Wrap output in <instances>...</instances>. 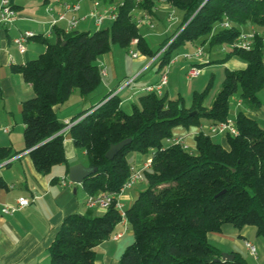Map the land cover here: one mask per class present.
I'll use <instances>...</instances> for the list:
<instances>
[{"label":"trees","instance_id":"obj_1","mask_svg":"<svg viewBox=\"0 0 264 264\" xmlns=\"http://www.w3.org/2000/svg\"><path fill=\"white\" fill-rule=\"evenodd\" d=\"M108 1L112 0H103ZM156 1L122 0L110 27L68 33L57 27L54 42L43 34L33 38L45 50L13 67L34 93L22 102L24 148L12 153L11 147L0 146V160L27 150L35 169L43 174L67 163L63 130L68 124L59 120L55 107L65 103L74 90L84 96L100 85L103 74L97 60L112 43L128 48L136 40L146 57L160 53L154 66L163 72L179 48L231 43L253 25L259 35L252 48L226 54L227 58L241 57L246 66L225 69L222 87L210 107L204 106V100L211 83L194 93L190 108L182 97L169 99L152 92L140 96L139 105L132 104L128 113L122 99L109 93L97 108L75 115L69 128L74 145L85 151L90 166L96 168L83 182L89 195L119 191L131 173L129 154L151 153V166L144 171L147 187L126 209L134 241L118 264H250L238 252L233 259H222L208 234L222 231L225 224L239 230L250 225L264 238V126L240 110L235 119L238 133L225 134L227 147L203 131L195 136L194 150L165 140L180 124L226 122L237 93L246 107L261 109L264 0H167L183 11V19L177 31L154 51L139 31L136 13L154 15ZM224 21L231 26L213 33ZM126 139L129 142L112 159L106 157L112 144ZM5 187L0 178V189ZM121 221L114 205L102 215H67L49 247L50 264H96L97 247L113 235Z\"/></svg>","mask_w":264,"mask_h":264},{"label":"crops","instance_id":"obj_2","mask_svg":"<svg viewBox=\"0 0 264 264\" xmlns=\"http://www.w3.org/2000/svg\"><path fill=\"white\" fill-rule=\"evenodd\" d=\"M11 1L17 12V19L10 26H0V132L7 135L4 139H0V146L11 147L12 153H15L24 148V125L22 122V129L20 126L16 132L14 112L20 110L21 113L22 102L32 97L34 93L31 84L27 83L23 75L15 71L13 67L18 64H25L35 58L38 52H43L44 46H42L43 43L31 39L26 44V51L21 53L14 39L25 30H31L37 34H46L49 39L55 37L49 25L45 22L62 10V3L64 2L75 3L79 1L81 4L80 10L76 13L81 18L77 29L93 31L99 29L103 24L98 26L95 19L88 15L93 7L92 0H60L59 2L57 0H38L37 3L36 0H32L28 4L35 1L34 5L36 6L30 7V10H26L20 0ZM158 1L170 5L167 0ZM106 4L103 3L102 6L106 7ZM48 6L52 8L51 12L47 11ZM136 14L141 15L140 12ZM106 21L112 22L109 19H106ZM65 25L66 23L63 22L61 26L64 27ZM144 25L149 29L147 34H153L152 30L154 28L151 29L146 24ZM36 27H39V29H35ZM253 27V25H250L248 30ZM132 44L135 45L136 43L133 42ZM194 48L195 46L183 50L177 55L192 51ZM146 59L148 58L145 56V62H147ZM180 59H184L181 64L183 70L187 73L190 63L189 60L183 57L178 58L176 62L170 65L169 69L179 63ZM210 60L211 57L208 61ZM152 61L153 59H148L147 65L141 72L142 74L156 67L154 66L155 62ZM208 61L205 64L211 63ZM139 62L142 63L143 61L140 60ZM103 63L110 64V67L105 66ZM221 65H225L229 69H242L246 66V61L241 57L231 56L227 61H222ZM100 66L106 68V74L103 75L104 80L94 91L84 96L79 94L78 99L70 104V98L75 95L74 90L65 103L55 107L60 121L66 123L85 109L93 106L97 108L102 98L109 93H111V96L118 95L122 99V106L125 109L126 106L134 103L135 96L140 94L144 86L156 83L160 79L159 77L154 82L141 84L138 87L137 83L134 82L138 79L136 77L140 73L133 77L136 78L135 81H131L132 78L119 73L116 64L113 62L108 63V60L104 59ZM140 69L141 67L138 71ZM158 72L160 73V71ZM168 93L169 91L165 89L164 94L168 96ZM244 106L243 101L239 99L237 107L230 108L231 116L229 119L235 123L238 111L244 110L248 116L257 119L264 126V111L250 109L246 106L242 109L241 107ZM210 125L208 121L204 120L200 126L182 127L177 134L172 135V138L182 137L185 143L194 150L196 134L199 131L209 134ZM6 127L10 128L9 132H4ZM69 128L66 127L63 130L67 163L55 165L49 173L43 174L35 169L29 151L26 150L14 155L9 159V163L0 167V178L4 180L7 186L0 189V210L4 204L17 205V200L21 197L31 200L28 206L18 209L12 215L0 213V264H50L49 247L67 215L72 213L102 215L106 212L104 208L88 207L86 200L89 194L85 191L83 184L74 183L68 178L69 168L72 165L80 163L86 167L90 166L85 151L74 145ZM222 135L224 136L221 143L227 147L225 134ZM165 143L170 144L167 139ZM150 154L130 153V163L142 166L150 158ZM3 162L0 160V164ZM62 178H65V182H62ZM140 190L138 184H136L123 192L121 199L126 209L132 205ZM119 232L123 233L120 238L114 239L111 236L97 247L99 251H97V256L99 253L101 254L102 264H118L123 251L134 239V232L127 219L116 226L114 233ZM208 239L222 253L234 254V252H238L250 264H264V238L256 235L254 226L248 225L239 230L231 224H225L222 231L209 233ZM247 241L255 244L257 247L256 254L249 252L246 246ZM96 264H101V260L96 261Z\"/></svg>","mask_w":264,"mask_h":264},{"label":"rangeland","instance_id":"obj_3","mask_svg":"<svg viewBox=\"0 0 264 264\" xmlns=\"http://www.w3.org/2000/svg\"><path fill=\"white\" fill-rule=\"evenodd\" d=\"M20 1L26 7V10L29 9L30 7L36 6L34 5L35 1L32 4H28L29 1H32V0H20ZM37 2L39 1L36 0V3ZM121 2L122 0H112L108 2H103V0H101L102 4L107 3L106 4L107 8H110L112 6H117ZM29 10L28 12H30ZM172 12H173L174 18L169 19V15ZM182 19H183V11L181 9L174 8L170 5H166L161 2L159 3V1L157 0L155 14L152 15V20L155 24L154 30H152L153 34H147L149 29L145 25H140L139 31L145 37V39L147 40L151 48L154 51H157L165 43V41L169 39L177 31ZM62 24L63 22H61L58 26L62 27L61 26ZM111 24L112 22L106 21L105 23H103L101 27L102 28L110 27ZM35 29L38 30L39 27H36ZM244 30H248V28H244ZM55 40H56V36L55 37L53 36L50 39L51 42H54ZM42 46H44V49H43L44 51L45 45L43 44ZM201 46L203 49L204 58L207 59L206 61H208L209 57H211V60L208 61L211 63L204 64L201 66L200 75L194 78H188L181 64L184 59H180L179 63H177L176 65H173L169 69L170 70L168 71L169 82L167 83L166 86H164V91L165 89L169 91L168 93L169 99H177V98L182 97L184 105L188 108H190L193 104L194 93L203 91L209 83H211V85H210L209 93L204 100V106L206 107L211 106L217 93L220 91L222 87V83L225 77V69L227 68V66L221 65V62L227 61L228 58L226 57L227 53L221 51L220 45L211 47L210 44L207 42ZM189 48L191 47L183 46L179 48L175 53H179L183 50H188ZM131 51L137 53L138 56L133 57L131 54ZM39 54L40 53L38 52L35 58H37ZM147 58L149 59V57ZM104 59L108 60V63H112V62L115 63L116 68L118 69L120 74L125 75L128 78H132L133 81H135L136 78H138L134 82L135 84L137 83L138 87L141 84L144 85L150 82H154L161 76L160 74L161 72L159 73L156 67L144 72V74L141 73L144 67L147 65L148 59H146L147 62H145V55H143L138 50L136 44L135 45L132 44L130 45V47L124 48V47H120L117 44L112 43L111 49L107 53L101 55L98 58L97 63L101 65ZM140 60H142L143 62L142 63L139 62ZM144 62L145 64H143ZM193 62H194L193 60H189L190 64ZM103 64L107 67H110V64L108 65H106L105 63ZM140 67L141 69L138 71ZM136 75L138 76L136 78H133ZM102 80H104V77H102ZM79 94L80 93L78 92V90H75V95H73L70 98L71 100L70 104L74 103L76 99H78L77 96H80ZM144 94H146L145 91L143 90L140 91V94L139 95L137 94V96H135L133 104L139 105V97L140 95H144ZM258 95H259V98L262 104L261 110L264 111V88L258 93ZM123 98H125V96H123ZM239 99H240L239 93L235 94L232 97L231 99L232 108L234 106L237 107ZM241 108L244 109L245 106ZM132 109H133V105H129V106H126L124 110L130 113ZM13 117L16 122V132H17L20 126L22 129V116H21L20 110L14 112ZM182 127H186V126L183 124L175 126V129L173 130L172 135L177 134L180 131V129H182ZM211 136L216 142L221 143L224 135L220 134V135H211ZM5 137H7V135L0 132V139H4ZM149 156H151V154ZM146 187H147V182L145 180L142 181L141 184L138 183V189L143 190ZM133 241L134 239L128 245H130ZM96 251L98 250L96 249ZM100 260L102 264L103 260H102L101 254L99 253L96 258V261H100Z\"/></svg>","mask_w":264,"mask_h":264},{"label":"built area","instance_id":"obj_4","mask_svg":"<svg viewBox=\"0 0 264 264\" xmlns=\"http://www.w3.org/2000/svg\"><path fill=\"white\" fill-rule=\"evenodd\" d=\"M58 2L60 0H57ZM118 6V5H117ZM117 6H112L110 8H107L105 6H102L101 0H93V7L88 13V15L95 19L96 24L98 26H101L106 19H109L113 21L117 16ZM81 4L80 2L70 3V2H64L62 3V10L58 12L56 15L52 16V18L45 23L49 25V28L51 32L54 31L55 28L59 27L58 25L61 22H65L66 25L62 28L65 32H71L75 29H77L78 24L81 20L80 17L77 16V12L80 10ZM47 11L51 12L52 8L50 6L47 7ZM174 15L173 12L170 13L169 19H173ZM17 19V12L15 8L13 7L11 0H0V26H10L12 25ZM136 23L140 25L146 24L151 29L155 27V24L152 20L151 15L148 13L142 12L141 15H139L136 18ZM231 26V23L229 21H224L222 23L217 24L214 27L213 33L216 32L218 29L222 28H229ZM50 32V33H51ZM38 34L31 31V30H25L22 33H20L19 36H17L14 39L15 44L17 45L19 51L21 53H24L26 51V44L29 42V40L33 39ZM46 36V34H43ZM259 35V32L255 28H252L250 30H243L239 36L231 43H225L220 45L222 52H229L232 50H250L254 44V41L256 37ZM136 43V40L134 41ZM164 50V49H163ZM162 50V51H163ZM131 54L133 57H137L138 54L131 51ZM160 54V53H159ZM159 54L155 56L152 62H155L157 58L159 57ZM183 57L187 60H193L194 62L191 63L187 70V77L188 78H194L200 75L201 73V65L205 64L207 61L204 58V53L201 45L196 46L192 51H187L182 53L181 55L174 56L168 67L164 69L162 72L160 79L158 82L149 84L147 86H144L142 88L143 91L146 93H156L158 96L164 95V86L168 82V71L171 64L176 62L178 58ZM263 65H264V55H263ZM102 74H106V68H102ZM133 79H131L132 81ZM68 124L67 127H70L72 123L70 121L66 122ZM10 128L6 127L4 128V132H9ZM230 133L232 135H236L237 128L235 126V123L228 119L226 122H220L217 124L210 125L209 127V134L211 135H218V134H226ZM167 141L170 144H179L183 148L187 150H192L188 144L185 143L184 139L182 137L177 138H167ZM10 160H5L2 164H0V167L6 165L9 163ZM152 159L151 157L147 159V161L142 166H131V173L129 177L126 179L124 184L121 186L119 191L116 192H103L96 195H89L86 204L90 208L94 207H100L107 210L110 206L114 205L115 208L119 211L122 221L127 219L126 214V208L124 205V202L121 199V195L123 192L128 189L132 188L136 184L144 181V171L148 169L151 166ZM62 182H65V178H62ZM31 203V200L25 197H21L17 200V205H9L4 204L0 210L1 214H7L12 215L14 212H16L18 209L28 206ZM123 235V233H114L112 235V238L118 239ZM246 246L252 254L257 253V247L255 244H253L250 241L246 242Z\"/></svg>","mask_w":264,"mask_h":264},{"label":"water","instance_id":"obj_5","mask_svg":"<svg viewBox=\"0 0 264 264\" xmlns=\"http://www.w3.org/2000/svg\"><path fill=\"white\" fill-rule=\"evenodd\" d=\"M128 142H129V139H126L119 143L112 144L106 153V157L109 159H112L115 156V154L118 151H120ZM95 171H96V168L92 166L86 167L80 163L74 164L69 168L68 178L70 179V181L74 183L83 184L86 177L92 175ZM221 257L222 259H233L234 254L223 252L221 254Z\"/></svg>","mask_w":264,"mask_h":264}]
</instances>
